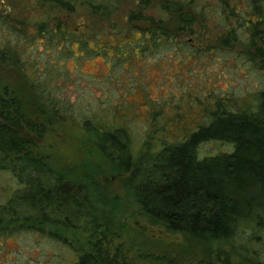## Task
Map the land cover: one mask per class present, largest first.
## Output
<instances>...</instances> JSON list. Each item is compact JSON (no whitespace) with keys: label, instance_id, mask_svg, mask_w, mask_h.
I'll return each mask as SVG.
<instances>
[{"label":"trees","instance_id":"16d2710c","mask_svg":"<svg viewBox=\"0 0 264 264\" xmlns=\"http://www.w3.org/2000/svg\"><path fill=\"white\" fill-rule=\"evenodd\" d=\"M40 1L39 19L31 10L26 21L10 19L0 11V75L12 70L24 85L19 93L0 80V171L18 181L8 201L0 204V234L30 232L67 245L76 255L71 264H128V250L122 245L110 255L113 239L93 204L105 205L98 184L53 171L23 135L40 136L44 124L68 122L96 137V146L111 163V172L122 180L126 197L151 221L207 246L224 244L241 264H264V90L254 96L255 104L239 106L236 99L222 97L198 103L203 105L201 121L194 122V128L182 123L181 99L159 102L146 97L142 133L146 137L136 140L122 121L131 117L129 100L122 98L125 103L113 112L70 113L67 102L57 98L56 90L61 88L55 85L58 77L70 73L68 58L59 59L63 70L55 66L52 52L39 54L44 47H60L65 53L75 47L74 64L100 58L107 68L119 63L129 70L155 64L163 68L168 66L165 59L173 61L174 54L189 63L202 53L213 55L215 49L195 47L168 24L171 17L190 14L184 8L212 19V10L203 9L208 0L199 1L197 11L190 8L194 0L166 1L156 18L131 13L129 33L122 37L92 36L84 29L75 33L58 17L71 11L67 0ZM231 1L218 0V11L224 14L218 24L224 30L218 49L227 50V56L229 48L238 49L237 55L264 76V0H242L241 13L235 12ZM43 2L55 8L45 9ZM230 17L235 26L225 29ZM172 129H184V134L171 138L167 132ZM208 141L224 142L232 150L199 158L198 146ZM221 262L229 264L225 258Z\"/></svg>","mask_w":264,"mask_h":264},{"label":"rangeland","instance_id":"374dc122","mask_svg":"<svg viewBox=\"0 0 264 264\" xmlns=\"http://www.w3.org/2000/svg\"><path fill=\"white\" fill-rule=\"evenodd\" d=\"M2 1L4 12L26 16L22 8L25 1L29 0ZM166 1L169 0H67L72 9L62 16V21L67 29L78 34H81L80 28L85 26L84 30L92 36L122 37L129 33L128 17L131 13L156 18V12ZM199 1L206 0H194L195 5L190 8L197 11ZM230 5H235V12L243 11L242 0H233ZM218 8V0H208L203 9L205 12L212 10V19L200 18L199 13L197 16L189 8L182 11L191 15L171 17L168 27L175 32L181 30L180 39L199 49H215L213 55L202 53L203 56L198 60L193 59L189 63H184L185 58L174 54L173 61L165 59L168 66L163 68L155 64L140 68L131 66L129 70L128 66L122 69L119 63L107 68L100 58L74 64L75 47L71 53H65L62 48L58 50L60 47H44L39 54L46 50L49 54L52 52L55 66L63 70L65 66L59 65V59L68 58L70 73L66 77H58L55 85L61 88L56 90L57 98L67 102L70 113L113 112L117 105L125 103L122 98L127 99L131 103V117L127 118L128 121H122L128 126L129 134H135L134 139L139 140L146 137L142 134L146 124V97L159 102L181 99V112L185 115L182 123L194 128L193 123L201 121L200 110L203 105L198 103L205 104L222 97L236 99L237 105L243 102L255 104L254 96L264 90L262 72L239 57L238 49L229 48L230 56H227V50L218 49L224 37V30L218 25L224 20V14ZM228 19L225 29L234 28L233 18ZM137 25L143 26L140 23ZM28 30L33 32V29ZM98 52L103 54L101 48ZM110 59L115 61L114 57ZM173 62L183 65L172 67ZM105 74L110 77L105 78ZM0 80L2 84L20 90L19 93L24 91L20 89L24 87L23 82L12 70L2 71ZM167 114L172 116L170 111ZM43 126L44 131L40 136L26 132L23 135L33 142L49 168L74 180H91L98 184L104 195V206L93 204L113 239L110 255H113L116 247L122 245L124 250H128L125 254V262L128 264H223L222 258L228 260L229 264H241L236 256L230 254L228 246H207L181 233L166 231L142 214L132 200L126 197L122 180L111 172V163L99 152L96 137L92 133L80 131L68 122L46 123ZM183 130L172 129L167 134L173 138V134H184ZM231 150L232 147L224 142L208 141L198 146V157L215 156ZM17 187L18 181L12 174L1 170L0 204L6 203ZM76 238L84 241L81 236L76 235ZM151 255L156 257L155 261L147 257ZM75 257L72 248L45 236L30 232L0 234V264H71Z\"/></svg>","mask_w":264,"mask_h":264},{"label":"flooded vegetation","instance_id":"af4514ba","mask_svg":"<svg viewBox=\"0 0 264 264\" xmlns=\"http://www.w3.org/2000/svg\"><path fill=\"white\" fill-rule=\"evenodd\" d=\"M1 1V4H2V6L0 7V11H1V13L5 16V17H10V19L11 18H18V21H26L25 19H27V17L29 16V14H28V12L31 10L32 11V14L34 15H37V19H38V17H39V15H41V13L39 12V6L40 5H42V2L40 1V0H29V1H25V3L23 4V8H22V10L24 11V13H26V16H21L22 14H18L17 16H14L11 12H9V13H6V12H4L2 9H3V5H4V2L2 1V0H0ZM43 5H44V8L45 9H47V8H49V9H54L55 7H53L54 6V4H50V5H48V4H46V3H44L43 2ZM32 6V8H30ZM22 13V12H21ZM52 14V13H51ZM52 16L53 17H55L56 18V15L55 14H52ZM62 16L63 15H59L58 17H59V19L60 20H62ZM64 23V22H63ZM65 24V23H64ZM85 27V26H84ZM84 27L83 28H80V30H83L84 29ZM34 29V28H33Z\"/></svg>","mask_w":264,"mask_h":264},{"label":"water","instance_id":"95a60500","mask_svg":"<svg viewBox=\"0 0 264 264\" xmlns=\"http://www.w3.org/2000/svg\"><path fill=\"white\" fill-rule=\"evenodd\" d=\"M2 6V4H1V1H0V7Z\"/></svg>","mask_w":264,"mask_h":264}]
</instances>
